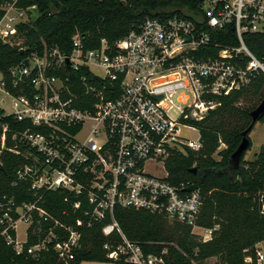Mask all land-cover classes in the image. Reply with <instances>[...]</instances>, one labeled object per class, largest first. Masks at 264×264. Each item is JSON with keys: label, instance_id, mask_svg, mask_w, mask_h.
I'll return each mask as SVG.
<instances>
[{"label": "built area", "instance_id": "built-area-1", "mask_svg": "<svg viewBox=\"0 0 264 264\" xmlns=\"http://www.w3.org/2000/svg\"><path fill=\"white\" fill-rule=\"evenodd\" d=\"M20 1L0 0V42L24 51L18 26L37 6ZM193 5L145 15L122 37L101 38L93 47L79 33L66 51L42 42L40 50L0 71V166L4 151L14 155L9 186L22 184L30 195L19 200L14 192L0 193V246L10 249L11 259L71 264L84 230L100 225L106 261L172 264L165 248L146 252L127 238L115 208L142 210L189 227L202 242L211 239L217 225L197 223L198 188L184 191L189 183H171L165 161L185 147L200 149L192 122L264 74V58L243 41L246 33L264 32V0ZM228 25L236 46L214 38ZM189 131L197 132L195 139ZM159 162L163 174L147 169ZM46 193L60 195L57 213L44 207ZM254 247L255 258L244 262L264 264V241ZM203 263L227 264L214 257Z\"/></svg>", "mask_w": 264, "mask_h": 264}, {"label": "trees", "instance_id": "trees-1", "mask_svg": "<svg viewBox=\"0 0 264 264\" xmlns=\"http://www.w3.org/2000/svg\"><path fill=\"white\" fill-rule=\"evenodd\" d=\"M195 0H21L24 6L35 4V15L18 26L24 51L0 42V71L19 63L29 52L40 50L42 42L55 44L66 51L74 33L83 35L86 47L96 46L101 38L114 41L128 32L131 25L145 15H153L163 9H190ZM167 14H171L172 10ZM1 15V12H0ZM157 15V14H156ZM217 42L236 46L238 41L228 25L215 32ZM243 41L257 57L264 58V32L246 33ZM264 96V74L258 73L249 83L222 99L208 115L193 121L199 131L201 148L174 151L165 161L168 180L173 184H196L201 194L202 207L197 223L211 228L217 225L210 240L202 242L190 228L167 222L142 210L115 208L114 216L127 238L142 244L146 252L160 254L172 264H204L207 258L227 264H246L245 256L255 258L257 242L264 241V145L251 161L244 151L237 167L230 166V155L241 140V132L250 124V110ZM241 101H250L242 105ZM264 124V115L259 119ZM218 139L226 148L212 155ZM0 169V193H15L19 200L30 198L22 184L10 187L13 167L17 158L4 151ZM195 167V172L190 169ZM60 195L46 193L44 207L57 213L62 207ZM105 237L100 225L84 230L83 247L76 252L71 264L83 261L106 262L102 251ZM10 249L0 246V264H44L45 259L32 260L22 256L12 258Z\"/></svg>", "mask_w": 264, "mask_h": 264}, {"label": "rangeland", "instance_id": "rangeland-1", "mask_svg": "<svg viewBox=\"0 0 264 264\" xmlns=\"http://www.w3.org/2000/svg\"><path fill=\"white\" fill-rule=\"evenodd\" d=\"M99 71V70H97ZM1 96V95H0ZM242 105H247L251 103L250 101H241L240 102ZM175 116V113L173 114ZM188 136L191 139H195L197 136L196 131H189ZM249 139L251 142L250 148L246 151L244 160L245 161H251L254 159L255 154L259 151L260 147L264 145V124L260 122H256L253 129L249 133ZM226 148V143L218 139L217 147L216 150L213 152V157L215 159H219L218 152L221 151L222 149ZM147 169L153 173L156 174H163V169L161 167V162H159L158 167H152L151 165H147ZM80 264H121V263H116V262H97V261H83Z\"/></svg>", "mask_w": 264, "mask_h": 264}, {"label": "water", "instance_id": "water-1", "mask_svg": "<svg viewBox=\"0 0 264 264\" xmlns=\"http://www.w3.org/2000/svg\"><path fill=\"white\" fill-rule=\"evenodd\" d=\"M22 52V50H20ZM23 63L26 64L27 60L24 59ZM251 121L250 124L241 132V140L236 149L231 153L230 155V166L231 167H237L239 165V161L241 156L243 155L244 151L249 146V133L253 129L256 122L259 121V119L264 115V96L260 100V102L256 105L255 108L250 110L249 112ZM2 167L0 166V169ZM196 168L192 167L190 169L191 172H195ZM197 188L196 184H190L187 187L184 188V191H191Z\"/></svg>", "mask_w": 264, "mask_h": 264}]
</instances>
